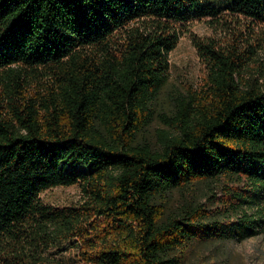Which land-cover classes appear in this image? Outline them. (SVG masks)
Wrapping results in <instances>:
<instances>
[{
    "label": "trees",
    "instance_id": "obj_1",
    "mask_svg": "<svg viewBox=\"0 0 264 264\" xmlns=\"http://www.w3.org/2000/svg\"><path fill=\"white\" fill-rule=\"evenodd\" d=\"M228 9L264 20V0ZM220 10L212 0H0V264H51L47 251L68 241L88 264H183L199 241L258 233L262 218L243 207L264 190V67L246 75L234 50L196 40L201 89L163 114L175 131L159 130L158 147L137 141L181 26ZM28 77L38 91L22 86ZM200 182L221 194L202 201ZM70 184L78 204L39 195ZM172 189L181 201L166 212Z\"/></svg>",
    "mask_w": 264,
    "mask_h": 264
},
{
    "label": "rangeland",
    "instance_id": "obj_2",
    "mask_svg": "<svg viewBox=\"0 0 264 264\" xmlns=\"http://www.w3.org/2000/svg\"><path fill=\"white\" fill-rule=\"evenodd\" d=\"M212 2L221 8L217 15L191 20L181 26L178 41L168 54L170 66L167 79L154 105V114L146 128L137 135V141H147L154 148L158 147L159 130L175 131L163 119V114L172 115L177 98L196 94L201 89L207 63L199 53L196 40H212L225 51L234 50L243 60L241 71L246 75L258 76L264 67V20H252L231 12L228 9L229 0ZM21 84L29 91L41 88L37 87L35 78L28 77V82L21 81ZM220 187L219 182H200L193 195L209 203L212 194H221ZM169 194L166 212L181 201L178 189H172ZM39 195L43 202L53 205L78 204L83 197L79 184L56 185L42 190ZM243 208L262 218L257 225L258 233L242 240L199 241L187 251L183 264H264V190L258 201ZM47 255L51 264H88L84 253L70 241L50 248Z\"/></svg>",
    "mask_w": 264,
    "mask_h": 264
}]
</instances>
